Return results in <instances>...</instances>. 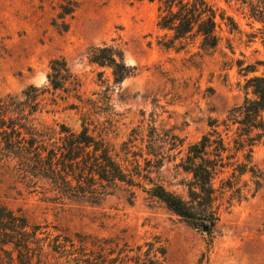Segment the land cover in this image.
Listing matches in <instances>:
<instances>
[{
  "label": "rangeland",
  "instance_id": "1",
  "mask_svg": "<svg viewBox=\"0 0 264 264\" xmlns=\"http://www.w3.org/2000/svg\"><path fill=\"white\" fill-rule=\"evenodd\" d=\"M210 2L239 29L230 32L222 24L219 47L206 53L199 43L167 47L170 36L158 27V7L149 0H0V95H20L30 86L48 88L36 123L79 130L89 113L111 123L110 138L117 146L133 135L134 150H142L144 157L153 137L165 154L153 177L188 201L192 175L181 166L189 147L209 131L211 119L222 121L243 104L245 78L237 61L244 67L264 63L263 27L249 8L240 0ZM74 5L73 14L63 17ZM104 44L122 51L125 63L136 68L118 86L110 68L88 59L91 47ZM57 59L67 61L78 92L49 87L50 65ZM257 67L261 75L264 65ZM35 75L40 82L33 81ZM254 159L264 171V147L256 148ZM0 202L34 224L121 235L132 244L158 237L167 248V264H264V184L254 197L223 206L208 231L140 189L135 196L119 191L90 204L59 198L47 185L27 186L1 167Z\"/></svg>",
  "mask_w": 264,
  "mask_h": 264
},
{
  "label": "trees",
  "instance_id": "2",
  "mask_svg": "<svg viewBox=\"0 0 264 264\" xmlns=\"http://www.w3.org/2000/svg\"><path fill=\"white\" fill-rule=\"evenodd\" d=\"M240 1L262 25L259 31L264 36V0ZM149 2L158 7V27L170 36L167 47L199 43L204 52H214L221 42L218 29L222 24L230 32L239 29L210 0ZM76 7L62 16L73 14ZM88 59L110 68L116 86L136 69L125 63L122 51L106 44L91 47ZM258 65L264 63L244 67L237 61L239 74L245 78L243 104L229 110L222 121L211 119L209 131L189 147L181 166L192 175L188 201L153 177L155 164L165 160L153 137L144 157L142 150H134L137 139L133 135L117 146L110 138L111 123L95 120L89 113L84 114L79 130L59 123H36L48 88L30 86L20 95H0V167L27 186L47 185L59 198L90 204H100L119 191L135 196L140 189L179 217L210 228L223 206L228 209L254 197L264 184V171L254 159L256 148L264 147V72L256 75ZM50 69L49 87L79 91L65 59L52 61ZM0 264H167V248L158 237L132 244L121 235L71 232L49 222L34 224L21 211L0 202Z\"/></svg>",
  "mask_w": 264,
  "mask_h": 264
},
{
  "label": "water",
  "instance_id": "3",
  "mask_svg": "<svg viewBox=\"0 0 264 264\" xmlns=\"http://www.w3.org/2000/svg\"><path fill=\"white\" fill-rule=\"evenodd\" d=\"M32 79H33V81L36 82V83L40 82V77H39L38 75L33 76ZM203 230H204V231H208V227H204Z\"/></svg>",
  "mask_w": 264,
  "mask_h": 264
}]
</instances>
